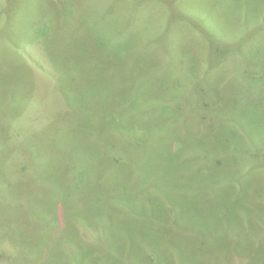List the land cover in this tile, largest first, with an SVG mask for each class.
I'll list each match as a JSON object with an SVG mask.
<instances>
[{
    "label": "rangeland",
    "instance_id": "374dc122",
    "mask_svg": "<svg viewBox=\"0 0 264 264\" xmlns=\"http://www.w3.org/2000/svg\"><path fill=\"white\" fill-rule=\"evenodd\" d=\"M109 6L114 13L104 15ZM190 12L205 32L195 35L187 28ZM194 14L189 16L196 20ZM100 22L111 39L130 38L116 51L117 61L138 68L136 75L117 70V61H100ZM262 25L264 0H0L2 177L10 185L23 179L20 194L0 184V230L8 238L0 241L4 264L13 258L18 264H99L88 262L91 244H100L99 250L107 245L127 264H195L197 244L170 248L165 244L172 238L207 240L214 264H264V240L257 241L264 236ZM158 42L162 52L148 51ZM38 44H45L57 70L55 79L45 74L37 84L44 92L33 82L41 73L34 64L44 67L33 50ZM135 55L145 57L142 67ZM117 78L140 85L144 100L130 97L132 126L118 123L125 136L111 143L109 108L117 100L108 85ZM164 82L167 94L157 88ZM197 85L204 86L215 127L208 136L197 134L199 140H181L174 150L173 119L163 114V104L185 99ZM189 111L199 109L189 103ZM105 141L116 159L127 156L121 173H130L118 177L126 184L114 181V202L101 195V183L108 184L116 169L103 160ZM74 153L71 171L77 167L80 179L69 184L62 158ZM72 187L80 188L78 211L59 212L54 227L40 222L23 197L24 189L34 188L38 198L64 200ZM93 199L98 205L90 204ZM148 223L172 231L166 235L155 227L153 234ZM64 236L66 245L58 242Z\"/></svg>",
    "mask_w": 264,
    "mask_h": 264
},
{
    "label": "trees",
    "instance_id": "16d2710c",
    "mask_svg": "<svg viewBox=\"0 0 264 264\" xmlns=\"http://www.w3.org/2000/svg\"><path fill=\"white\" fill-rule=\"evenodd\" d=\"M163 9H165V8L161 5L157 8V10H159L160 12ZM113 13H114V11L111 10V6L105 8V10H104V15H112ZM190 14H194V12H190V13L186 14L187 19H186L185 25H187V28L192 29L193 32L195 33V35H199L200 32H205L202 29V27L200 26V23H199L200 18H198L197 14H194V16H196V20L192 19L189 16ZM175 26H177V24ZM175 26H173L172 28L174 29ZM96 37L98 39V47L101 51L100 61L102 63H106L108 61V59L117 61L119 59V55L116 51L124 50L125 49V45L123 43L124 40L130 39L129 37H114L111 39V37L108 34L107 24H104L101 22H100V33H99V36H96ZM73 41H75V38L71 37L69 42L72 43ZM190 43L191 42H189L188 44H190ZM21 47H22V50L26 49L23 46H21ZM21 47H19V51H22ZM152 47H155V49H151ZM152 47L148 50L151 53H158L160 51L162 52L163 43H159V42L155 43ZM33 50H35L34 51L35 54L37 55L38 59L42 62L43 66H44V67H42V66H37L36 64H34L35 67H40L41 73L37 74L38 78L34 77L35 80H33V82L36 84L37 89L43 91L41 89V87L38 86L37 84L43 83V79H44L43 76L45 74H48L47 77H49V74L52 75L54 77V79L57 77V70L55 68L56 64L53 60H49L48 55H46L47 50H46L45 44H38L35 48H33ZM135 59L137 61V67H142L143 62L146 63V59L144 56H136L135 55L133 60H135ZM117 63L115 64L117 66V70H121L123 67H125L129 71L133 70L134 75L137 74V73H135V71L138 70V68L131 66V65H128V64L124 65L125 63L123 61H117ZM46 65H47V67H46ZM108 69H109V67L107 68V70ZM144 69L145 68H143L142 70H144ZM112 78H114V77H112ZM117 79L118 80L112 79V82H110V84L108 85L110 93H113L115 96V101L117 100V107H116L115 102H114V104H113L114 106L109 108V117L112 121L111 124L109 125V127L116 129V130L112 129L109 131V134L113 135L112 138L109 135L111 143H116L114 140L115 137L125 136L119 132L118 128H116V125L118 123H122L124 126H126V128L129 126H132V124L129 123V121L132 119V116H128L129 110L132 106V103L130 101V97L131 96H134L136 98L141 97L140 99L144 100V96L140 92V88H141L140 85L136 84L133 80L130 81L126 78H117ZM168 87L169 86L166 85V82L157 86V88L160 90V92L164 93V94H167L170 91V89H168ZM203 87L204 86H202V85L201 86L197 85L192 89V90H196L195 92H190L191 90L186 91V95L184 97H182V98L186 97L185 99L179 98L182 100H178L175 102L173 101L175 99H173V100L168 101V102L166 101L167 103L163 104L165 107L163 110V114L170 115L173 119V125L169 130V139H170V144H172V149H174V150H176L178 148L181 140H191L192 137H194L193 140H199L201 138V136H198L197 134L206 133L205 136H208L209 134L212 133V131L215 127L214 122L212 121L211 117L208 114L210 104H209V101L206 97V92L203 91V89H202ZM155 95H157V94L155 93ZM189 103H195L197 105L199 111L198 112L194 111V113L192 112V114H191V112L189 111ZM138 114L144 116L145 110L139 109ZM11 123H12V125L15 124V120L13 119ZM112 126H114V127H112ZM13 130L14 129L12 128L11 132H13ZM104 137L105 136L103 135V139L105 140ZM105 143H106V141H105ZM105 143H103L102 147H101L103 155H107L103 160L112 161V163L116 169H112L111 173L109 174L110 179H109L108 184L104 185L101 183V187H102L101 188V195L105 200H108L110 198L111 200H108V201L114 202V201L118 200L117 193H114V190L116 191V189H115V187H116L115 182L116 181L115 180L118 179L119 175L126 174V175L130 176V173L129 172L121 173L122 171H125L126 169L123 168L122 165H120V164L123 160L127 159V156L116 159L115 154H114V150L112 149L113 146H110L108 143H106V144ZM3 148H4V146L3 147L1 146V140H0V158H1V156L5 157V152L3 151ZM33 153H34V150H33ZM113 154H114V156H113ZM76 155L77 154L74 153V155H66L62 158V160H64L68 164L67 165L68 166L67 175H68L69 184L76 183L80 179L78 177V175L76 174L77 167L72 169L73 172L71 171V164H72V166H75V158L74 157ZM199 158H202V157H199ZM62 160H61V162H62ZM33 163L35 164V160L33 161ZM30 166H32V165H30ZM25 169L30 170L29 168H26V167H25ZM0 172H1L0 173V184H2V185L7 184L9 192L12 191V192H16V193L20 194L21 193V191H20L21 186L23 185V179L21 178V176L19 178H17L14 181V183H12V185H10L2 177V173L4 172V166L1 163V161H0ZM19 172H18V175H19ZM32 173H34V172H32ZM74 176H76L77 178H75ZM93 180H94V178H93ZM118 180H120V178ZM126 181H124V182L121 181V182L123 184H126L127 183ZM53 184H54V186L58 185L54 181H53ZM59 185H60V183H59ZM61 188H62V186H60V189H59L60 192H61ZM73 188L74 187H72V192L68 193L66 195V197L64 198V200L60 197H56V198L54 197L50 201L47 199H44V198H38L36 192L34 191V188H33V191L29 188L24 189L23 197L26 200H28L30 203H33L34 208L37 210V212L35 211L36 217L38 218V220L40 222L46 223V220H49L51 225L54 227L56 214H59V212L61 214H65L66 212L69 213V212H74V211L77 212L78 211V208H77L78 207L77 192L79 191L80 188H78V187H77V189H73ZM92 203L98 205V201H96V200L94 201V199H93V201H90V204H92ZM48 214H51L53 219L49 218ZM7 222L10 225V222L9 221H7ZM147 227H148V230L150 233H153L152 229H154L155 227L158 228L159 231H162V232L165 231L166 235L170 231H172V228L167 224L148 223ZM1 230H2V228H1ZM1 230H0V241H1V243H4V240L8 239V238L6 237L5 234L1 233ZM259 232H261V231L258 230L257 233H259ZM262 233H264V231ZM64 234L68 235V234H72V233H65L64 232ZM155 235L158 239H160V237L162 236L160 234H155ZM68 237H75V235L72 234ZM67 240H68V238H66V236H64V237H61L58 240V242L61 241V242H63V244L66 245ZM263 240H264V236L259 237L257 241H258V243H262ZM23 241H25V240L22 239V242ZM181 241H182L183 245H182ZM193 241L194 240L191 238H186L185 240L172 238L171 240H168L169 243H167L165 245L170 246V248H174L176 246L188 248L191 244H197L198 248L195 249L196 251H195V255L193 256V262L195 264H214V262H210V259H209V256H210V247L209 246L210 245L207 242V240L198 238V239H196V241L194 243H192ZM176 243H181V244H176ZM6 244L10 245V241H7ZM23 245L24 244H22L20 246H23ZM99 245L100 244H98V245L91 244L93 249L89 248L86 245L87 246L88 262L98 261L99 264H101L100 262H104V264H127L128 263V262L121 261V257L119 255L117 256V254H115L107 245H105V246L103 245L102 249L99 250ZM10 250L14 251V248L11 245H10ZM100 251H102V253L104 254L103 258H105V261H101L99 259ZM17 259L18 258H13L12 264H16L18 262ZM0 264H4V261L1 258H0ZM36 264H39V263H36ZM40 264H42V263H40ZM215 264H221V263L219 262V263H215Z\"/></svg>",
    "mask_w": 264,
    "mask_h": 264
}]
</instances>
